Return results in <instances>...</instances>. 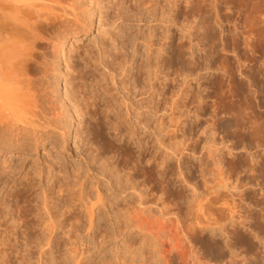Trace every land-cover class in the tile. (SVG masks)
<instances>
[{"label": "bare ground", "instance_id": "obj_1", "mask_svg": "<svg viewBox=\"0 0 264 264\" xmlns=\"http://www.w3.org/2000/svg\"><path fill=\"white\" fill-rule=\"evenodd\" d=\"M111 1L100 0L101 5H99L98 0L94 10L99 12L103 25L98 33L99 37L91 47L81 48L79 52L76 50L78 63L82 66L77 62L71 63V66L68 65L67 70L69 69L71 72L68 71V73L72 76H70L71 80L68 78L65 81L66 95L73 105L74 111H71L75 113L77 126L80 127L75 130V137L79 133L84 134L85 138L87 137V142L97 145L98 152L92 154L93 150L89 152L86 147L87 152L82 157L84 167L83 164L81 165L82 161L76 162L77 165H74L72 174L63 170L65 166H63L64 163L62 164V159L59 156L56 158L54 156L55 159H51L54 163L51 162L47 168L48 175L45 186H42L43 179L41 178L46 169L43 165L38 164V160L32 162L19 180L16 175L24 164L18 167L19 160L18 165H16L17 163L12 165L11 161L2 160L0 162V182L2 181L3 184L0 190L5 193V196H0V264H13V258H15L13 253L18 251L16 247L19 242V245L22 242L21 246L26 248L33 245L38 249V260L40 262L45 260L46 264H65L69 258V264H91L93 257L99 254L101 258L99 257L97 264L127 263L124 254L129 252V249L131 251L132 242L130 239L132 237L129 235L128 237L131 238L126 240L125 233L134 232V229L143 230L140 225L142 218L140 222H134L133 218L129 220L127 216L130 217L136 211L140 213V210L144 208L143 192L127 181H134L133 177L140 175L146 180L163 182L162 179L165 175L173 173L172 167L168 165L171 155L167 152L169 146L166 147L161 139V134L165 130L162 132L164 125L162 126V119H160L163 116L160 113V105L161 102L166 103L169 99L170 108L174 109L171 106H174L180 98L187 94L188 87L185 86L188 83L183 81L185 86L178 89L179 94L170 89L169 97L162 100L160 96L164 97V86L167 87L169 83L173 84L176 80L172 75L177 69V64L185 61V51L182 42H175L173 33L165 29V33L161 32L159 28L160 26L167 28L169 23L170 26L174 24L175 14L173 15V11L178 7L177 2L179 1L113 0V3ZM183 1L187 16L193 0ZM165 6H168V10ZM81 13L85 15L80 17ZM86 13L87 9L81 0H0V143L2 146L9 148L13 144L14 147L11 148L17 149L22 146L21 144H26V140L32 136L34 142H41L42 139H49L54 134H57V137L67 134L69 123L67 124L65 116L70 111L66 110L68 111L67 115L63 113V111L65 112L62 109L63 104L61 105L63 102H57V97L55 98L54 93L52 94L53 89L49 88L51 87L48 79L49 72H51L50 66L55 62V60L49 61L51 59L49 54L51 56L59 55L64 43V39L61 40V37H67L69 33L86 32L90 29L92 22L91 19L85 18ZM90 13L93 15L95 12L90 11ZM145 15L146 18H149L148 21L156 22L157 27L153 25L148 32L144 33L140 24H137V27L123 25L127 20H135L136 23H140ZM163 22H166L165 26L162 25ZM115 24L118 30L114 33L113 26ZM168 29L172 30L170 27ZM189 30V27H186L184 31L188 33ZM130 43L132 47L128 52L126 48ZM140 46H143V48L141 47L143 50L139 48ZM39 47L48 51L44 50L45 52L40 56L39 53L37 54ZM138 49L142 50L141 54H145V58L136 62L134 56L140 55ZM188 61L191 62L189 59L185 62L188 63ZM163 67L169 72L165 73L164 69L162 70ZM150 117L155 119V121L153 120L155 123H153L151 133L148 134L149 137L144 146L145 139L136 137L137 128L148 130V118L150 119ZM40 129L45 131L42 135L41 132H38ZM22 130L23 134H21ZM111 130L112 132H110ZM55 142L57 141L55 140ZM131 144H136L139 150L134 151ZM160 148L166 151L163 156L162 152H159ZM144 153L149 154V159L144 160L145 162H143V158L146 157ZM174 155L176 160L179 159V155L175 153ZM99 160L100 162H98ZM146 162L149 164L146 165ZM94 163L97 164L96 169ZM57 164L58 171L52 179L58 184L57 190H55L50 184L52 176L49 174L52 166ZM120 164L131 172H127L124 177L120 176L118 172ZM159 168L162 170L160 171ZM126 169L125 171H127ZM69 178L75 182L68 183ZM101 178L106 182L103 190L99 187L103 181ZM12 181L13 183H11ZM88 181L92 182L89 186L91 190L93 189L92 193L87 190ZM112 181H115L117 185L114 188ZM119 181H124V184L122 185ZM194 192L192 196H194ZM112 213L116 215V219L110 225L113 224L114 230L122 235V249H124L123 253L119 255L120 247L112 245L114 249L116 248L115 253L112 252L113 255L116 254V259L113 260L107 259L106 254H101L105 244L111 240V236L114 239L118 236L117 234L112 235L113 233L107 226V219L111 218ZM68 220L70 221L67 222ZM101 221L105 223L103 233H100L101 230L98 232L101 234H99L101 239L99 243L93 245V250L90 251L87 238ZM66 223L67 226H65ZM83 224L86 227L85 233L81 229ZM19 232L23 235L20 240ZM57 235L59 238L63 236L67 242H70L67 243L70 244V247H67L64 240L61 241V244L63 243L65 246L60 245L63 246L62 250L64 248L63 254H60L62 250L56 251L55 249V252L61 256L59 261L53 253V248L59 247L57 245L59 243H56ZM131 235L133 234L131 233ZM128 239L130 243L127 242ZM142 240H145L144 237ZM142 242L148 243L147 239ZM151 244L153 245L152 242ZM142 245L146 246V244ZM249 247L251 248L252 245ZM139 249L136 247L135 251ZM152 249H154V245ZM190 249L191 246L188 247L189 256L193 255ZM166 250L163 249L166 252V254L163 252L166 264H193L194 262L192 260L193 262L189 263V258L179 253L178 249ZM250 250L248 249V251ZM235 251L230 249L231 256L229 257L232 258L229 260L231 259V261L225 263L227 260L224 264H264V256L258 255L261 254L260 252H256L254 259L250 258L256 251L255 248L254 251H250L252 252L250 256L247 255L246 258L239 256L241 257L239 260L237 259L238 255L235 256ZM27 254L30 253L27 252ZM52 254L53 256L50 258L49 255ZM135 254L137 253L134 252ZM25 257L23 256L22 260H26ZM28 257L30 259V256ZM131 260L135 261L137 257L135 256ZM158 260L160 262V259ZM23 262L25 263V261ZM40 262L39 264H41ZM150 262L156 264V259L154 262L149 261V264ZM159 262L157 261V264Z\"/></svg>", "mask_w": 264, "mask_h": 264}, {"label": "rangeland", "instance_id": "obj_2", "mask_svg": "<svg viewBox=\"0 0 264 264\" xmlns=\"http://www.w3.org/2000/svg\"><path fill=\"white\" fill-rule=\"evenodd\" d=\"M177 1H179L177 2L178 7H174L173 11V15L175 14L174 24L172 26L170 23L168 24L172 30H169L168 26L167 28H163V26L159 28L161 32L165 33V30H168L173 33L176 43L182 42L185 51L184 60L189 59L191 61L188 63L183 61L177 64L176 73L174 71L172 75L177 81L175 80L173 84L169 83L167 87L164 86V97L160 96L164 100L165 97H169L171 90H175L179 94V90L185 86L183 81L188 83L185 86L188 87L186 89L187 94L180 98L176 102L177 104L171 106L175 110L170 108L169 99L166 103L161 102L160 105V113L163 114L162 117L164 118H160L162 119V126L164 125L162 132L166 131L161 134V139L166 147L169 146L167 152L169 155L171 154L170 158L174 156V159L169 158L168 160V165L172 167L173 173L167 176L163 175L165 177L162 179L163 182L146 180L140 175H135L134 181H127L143 192L144 208H142L143 213L140 210V213L136 211L130 213V217L127 216L129 220L133 218L134 222H140L143 219L140 222L143 230L134 229V232L125 233L124 238L126 240L129 235L132 237L129 238L131 241L129 239L127 241L132 242V247L131 251L129 249V252L124 254L127 262L125 264H149V261L154 262L155 259L156 264L157 261L159 262L158 259H160V264H166L163 249H178L179 253L189 258V263L193 260V264H224L227 260L225 263H228L231 261L229 258H232L229 257L231 256L230 249L236 250L234 253L235 256L238 255V257L236 256L238 260L241 259L239 256L242 258L243 256L244 258L247 255L250 256L252 253L250 251H254V248L256 251L251 255L253 258L250 256L251 259H254L256 252L261 253H257L260 257L264 256V0H193L187 16L184 9L185 2L183 0ZM81 2L87 9L85 18L91 19L90 29L86 32L69 33L67 37H61V40L64 39V43L59 55L51 56L49 54V58H51L49 61L55 60L50 66L51 72H49L48 79L51 87L49 88L53 89V96L59 99L56 98L57 102H63L61 103V105L63 104L62 109L65 110L63 113L67 115L68 111L71 112L65 116L67 124L69 123L68 132L65 136L57 137V134H54L49 139H42L41 142H34L32 136L26 140V144H21L22 146L17 149L11 148L14 147L13 144L6 148L0 143V162L2 160L11 161L10 163L15 165L19 160L20 166L18 163L16 164L18 167L24 164L16 175L18 180L32 162L38 160V164L43 165L46 169L41 178L43 179L41 184L45 186L48 165L53 162L52 160L56 156H59L62 159V164H65H63L65 166L63 170L65 169L68 174H72V169L77 163L82 161L81 165L83 164L84 167L82 157L87 150L89 152L93 150L92 154L98 152L97 145L87 142V137L85 138L84 134L79 133L75 137L78 123L76 116H74L75 113L71 111L73 110L72 101L66 95L65 81L68 78L71 80L70 76H72L69 74L71 73L69 69L67 70L68 65L71 66V63L75 62L81 65L78 63L76 52H79L81 48L91 47L92 43L98 39V33L103 26L99 12L94 10L98 0H81ZM111 2L113 3V0ZM98 4L101 5L100 0ZM127 4L129 5V2ZM165 7L168 10V6ZM90 11L95 13L91 15ZM110 13L112 14V11ZM83 15L85 14L81 13L80 17ZM148 20L149 18H146L145 15L140 23H136L135 20H127L123 25H126L125 27L135 25L137 27V24H140L146 33L151 26L157 27L158 25L155 24L156 22ZM165 24L166 22H163L162 25L165 26ZM114 26L115 33L118 28H116V24ZM186 27L190 29L188 33L184 31ZM128 31L130 32V30ZM41 47L43 48V45ZM130 47H132L131 43L127 45L128 52L131 51ZM141 47L143 48V46L139 48L142 49ZM140 49H138L140 55L134 56L136 62L145 58V54H141L143 49L141 51ZM44 50L48 51L39 47L37 54L39 53L38 55L41 56L45 52ZM52 57L56 58L53 59ZM162 70L165 73L169 72L164 67ZM67 109L69 110L66 111ZM148 120V130L137 128L136 137L145 139L144 146L148 140V134L151 133L153 123H155L154 118L150 117ZM23 132L22 130L21 134ZM38 132H41L42 135L45 131L40 129ZM128 138L130 137L128 136ZM83 141L85 142L83 143ZM131 147L134 151L139 150L136 144H131ZM79 152L83 153L80 154ZM159 152H162L163 156L166 151L160 148ZM174 153L179 155V159L176 160ZM54 156L55 158H53ZM144 156L146 157L143 158V162L149 159V154L144 153ZM97 164L94 163L95 169ZM145 164L148 165L149 163L146 162ZM57 166L58 164L53 165L49 174L52 176L50 184L55 190H57L58 184L52 179L58 171ZM119 166L120 176L124 177L127 172H131L123 168L122 164ZM60 174L62 175V173ZM102 180V186L99 187L103 190L106 182L104 179ZM1 182L0 188L3 186ZM74 182L69 178L68 183ZM119 182L124 184V181ZM91 183V181L87 182V190L92 193L93 189L91 190L89 187ZM115 185V181H112L113 188ZM193 192L195 193L194 196H192ZM0 196H5L2 190H0ZM102 214L104 215V212ZM115 219L116 215L112 213L111 218L107 219V226L113 233L112 235L117 234L118 236L116 239L111 236V240L105 244V248L101 252V254H106L107 259L112 260L116 259V254L113 255L116 248L114 249L112 245L120 247L119 255L124 250L122 249V235L114 230L113 224L110 225L113 221L115 222ZM103 223L101 221L100 224H97L95 231L91 232L90 237L87 238L90 251L93 250V245L99 243L101 239L99 234L103 233L105 225ZM85 228V224H83L81 229L84 233ZM137 232L140 234L138 235ZM20 235L19 232V240L23 236ZM142 237L145 240H142ZM146 239L148 243L142 242ZM63 240L65 245L70 247V244H67L70 243L69 241L67 242L63 236L59 238L57 235L56 243H59L57 244L59 247L53 248L54 257L58 258L57 261L61 259V256L55 252V249L56 251L62 250L64 245L61 244V241L63 242ZM116 241L118 242L116 243ZM248 241L250 242L248 243ZM151 242L154 249H152ZM19 243H17L16 248L20 253L14 251L15 258L13 260L15 262L13 261V264H23V261H25L24 264H29V261L30 264H39L38 249L33 245L26 248L21 246L22 242L20 245ZM142 244H146V246ZM251 245L252 249L249 247ZM190 246L191 254H193L191 256L188 255V247L190 248ZM136 247L140 249L135 251ZM247 248L251 250L248 251ZM63 250L60 254H63ZM26 251L30 254H27ZM133 251L137 254L134 255ZM23 253L25 255H22ZM27 255L30 256V259ZM23 256L27 257H25L27 261L22 260ZM51 256L53 254L49 255L50 258ZM135 256L137 260H131ZM99 257L101 258L100 254L95 255L91 264H97ZM186 258L185 260H187ZM44 261L40 263L46 264ZM69 263L70 258L66 260L65 264Z\"/></svg>", "mask_w": 264, "mask_h": 264}]
</instances>
